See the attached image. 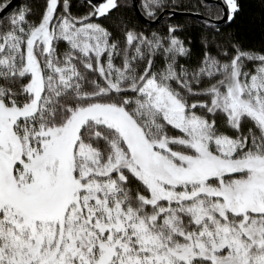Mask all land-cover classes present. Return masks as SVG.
I'll return each mask as SVG.
<instances>
[{"label": "snow or ice", "instance_id": "snow-or-ice-1", "mask_svg": "<svg viewBox=\"0 0 264 264\" xmlns=\"http://www.w3.org/2000/svg\"><path fill=\"white\" fill-rule=\"evenodd\" d=\"M81 7L0 0V264H264V0Z\"/></svg>", "mask_w": 264, "mask_h": 264}, {"label": "trees", "instance_id": "trees-1", "mask_svg": "<svg viewBox=\"0 0 264 264\" xmlns=\"http://www.w3.org/2000/svg\"><path fill=\"white\" fill-rule=\"evenodd\" d=\"M86 2V0H73L74 4V11H80L83 12L84 9L81 7V4ZM128 3H132L133 0H126ZM140 0H138L139 4ZM197 0H183L184 4H190V3H196ZM23 3H25V0H20L15 7L12 9H15L19 6H21ZM32 3L34 6L39 9L40 4L43 3V0H32ZM245 3V18L249 20L251 23L248 25L246 29V42L249 44H252L254 46H259L261 42V33H260V26H259V21H260V14H261V0H244ZM214 6L218 5L215 3H212ZM124 11V10H122ZM177 12L181 13H189L184 10H178ZM127 15L131 16L133 21L140 25L142 28H151L153 30L155 29H162L164 24L167 22H170L169 20V13L165 12L162 20H160L156 24H150L148 22L143 21L138 12L135 10L127 11ZM117 15H120V13H117ZM189 15H176L175 20L184 22L187 20ZM190 39L193 40L194 46L198 48L199 42H198V32L195 28L190 29L185 33Z\"/></svg>", "mask_w": 264, "mask_h": 264}, {"label": "water", "instance_id": "water-1", "mask_svg": "<svg viewBox=\"0 0 264 264\" xmlns=\"http://www.w3.org/2000/svg\"><path fill=\"white\" fill-rule=\"evenodd\" d=\"M19 1H20V0H12V8L15 7L16 4H17ZM93 2H95V0H93ZM135 2L138 4V0H135ZM205 2H209V0H205ZM210 2H211V3L218 4V5L221 4V0H210ZM138 14H139L140 18H141L143 21H145V22H148V23H150V24H156V23H158V22H156V21H149L145 16H143V15H142L141 13H139V12H138ZM176 15H190V13L176 12ZM163 16H164V13L161 14V19H160V20H162Z\"/></svg>", "mask_w": 264, "mask_h": 264}]
</instances>
